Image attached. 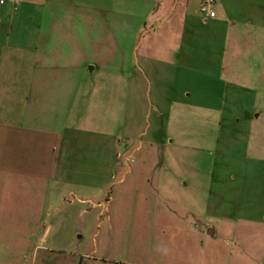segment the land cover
I'll use <instances>...</instances> for the list:
<instances>
[{
    "label": "crops",
    "instance_id": "1",
    "mask_svg": "<svg viewBox=\"0 0 264 264\" xmlns=\"http://www.w3.org/2000/svg\"><path fill=\"white\" fill-rule=\"evenodd\" d=\"M202 2L0 0V174L82 204L103 199L134 171L120 163L124 153L140 147L121 142L126 130L111 131L110 107L125 114L147 103L157 107L162 144L173 143V123L196 122L202 141L210 134L215 152L202 148L215 155V203L204 213L264 241V110L254 115L264 99V0H215V17L200 12ZM75 21L108 29L64 45L56 29ZM149 168L142 216L169 248L176 236L189 238L178 258L168 250L167 264L217 263L205 232L184 222L175 228L174 199L160 191L170 180L159 181L160 162ZM20 196L11 201L14 215L31 211Z\"/></svg>",
    "mask_w": 264,
    "mask_h": 264
},
{
    "label": "rangeland",
    "instance_id": "2",
    "mask_svg": "<svg viewBox=\"0 0 264 264\" xmlns=\"http://www.w3.org/2000/svg\"><path fill=\"white\" fill-rule=\"evenodd\" d=\"M77 24L75 21L72 26L57 27L56 32L62 35L64 45L68 43L75 47L82 37L103 35L108 29L97 24L92 27ZM72 37L78 42L75 43ZM263 101L257 102L255 116L264 110ZM126 108L128 112L126 110L124 114V107L112 103L106 122L112 132L126 130L128 139L121 138L122 143L140 145L133 153L125 152L120 160L123 164L127 161L134 171L127 180L106 192L103 199L98 197L94 203L82 204L73 195L59 197L52 187L45 193L47 187L44 185L30 180L16 185L8 176L0 174V264H167L168 250L169 253L175 250V258H178L181 255L178 249L183 247L180 243L187 244L189 238L185 241L184 235L176 236L178 240L171 242L169 248L167 239H158V234L152 233L149 218L141 213L145 203L140 198L149 189L145 178L154 174L149 167L158 162L162 166L158 171L159 181L170 180L169 186L160 185V191L174 199L175 228L184 222L205 232L207 246L216 247L218 253L215 264H264V241L252 233L247 234L244 227H239V233L231 232L226 219L204 213L215 203L208 191L215 155L202 148L207 146L215 152L210 145V134L206 133V140L202 141L195 128L196 122L189 121L180 126L173 123V143L162 144L163 126H157L155 122L157 107L145 103ZM263 115L258 122L261 126L264 125ZM120 117L121 123L120 120L117 122ZM142 165H148V168L141 169ZM155 178L156 175L152 182L157 181ZM16 195H21L20 204L24 207L29 203L25 200H31V211L27 214H13L10 205ZM38 204L40 212L34 211ZM157 208L161 209L162 205ZM35 212L39 215L34 216ZM210 229H215L213 235H209Z\"/></svg>",
    "mask_w": 264,
    "mask_h": 264
},
{
    "label": "built area",
    "instance_id": "3",
    "mask_svg": "<svg viewBox=\"0 0 264 264\" xmlns=\"http://www.w3.org/2000/svg\"><path fill=\"white\" fill-rule=\"evenodd\" d=\"M215 0H203L200 6V12L204 14L206 17H215L216 12L213 9V5Z\"/></svg>",
    "mask_w": 264,
    "mask_h": 264
},
{
    "label": "water",
    "instance_id": "4",
    "mask_svg": "<svg viewBox=\"0 0 264 264\" xmlns=\"http://www.w3.org/2000/svg\"><path fill=\"white\" fill-rule=\"evenodd\" d=\"M210 232H212V231H210Z\"/></svg>",
    "mask_w": 264,
    "mask_h": 264
}]
</instances>
